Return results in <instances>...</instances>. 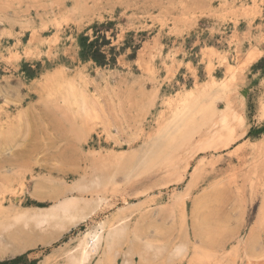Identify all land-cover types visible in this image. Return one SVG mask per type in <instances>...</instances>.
Wrapping results in <instances>:
<instances>
[{
  "label": "rangeland",
  "instance_id": "rangeland-1",
  "mask_svg": "<svg viewBox=\"0 0 264 264\" xmlns=\"http://www.w3.org/2000/svg\"><path fill=\"white\" fill-rule=\"evenodd\" d=\"M203 90L234 141L147 161L172 108ZM263 105L264 0H0V205L44 212L76 183L91 187L70 197L98 205L66 230L0 221V264H61L124 205L141 244L179 242V199L193 245L264 264Z\"/></svg>",
  "mask_w": 264,
  "mask_h": 264
},
{
  "label": "bare ground",
  "instance_id": "bare-ground-1",
  "mask_svg": "<svg viewBox=\"0 0 264 264\" xmlns=\"http://www.w3.org/2000/svg\"><path fill=\"white\" fill-rule=\"evenodd\" d=\"M222 84L224 83L222 82ZM225 84L228 85L227 81ZM213 86L214 83L211 87ZM198 91H200V89H198ZM214 92H216V90ZM213 94V96H215V93ZM213 96L210 94V91L203 90L197 94L186 95L181 99L177 105L172 108L171 115L166 124L158 131L159 133L156 140L152 144L155 148L153 149L151 146L152 148L146 151L144 158L147 159V161H154L163 151L160 148L168 149L174 145H177V148L181 150V152L183 151L182 149L185 151L193 147L195 142L197 143V139H199L198 142L203 139H208V145H211L210 148L218 145L221 146V149L229 147L231 142L234 141L233 133L230 129L226 135L223 134L221 130L219 131V122L215 120L217 111ZM226 116L227 115L224 114L222 117ZM225 119L227 121V118ZM224 122L222 124H225ZM174 149L175 148L172 150ZM156 152H158V154H156ZM179 154L181 155V153ZM164 156L162 158H164ZM174 161L175 160L170 159L165 162L171 165L175 163ZM188 166L189 165L186 167L188 168ZM145 168H143L144 171L146 170ZM143 170H141V172ZM195 173H197V171ZM96 186L95 184L93 185V187ZM90 187L91 183L89 185L76 183L58 199V202L53 207L44 212L36 213L29 210H5L0 205V221L10 220V224L8 223L3 229H8V227L18 224H22L24 228H27L31 223H34V225L40 229L51 226L54 229L66 230L81 223L93 221L98 208L96 202L87 201L85 198L70 197V194H73L74 191L85 192L88 191ZM181 203L182 200L179 199V206L175 205L172 213H175L176 207L180 208L178 219L181 241L170 243L169 245H157L151 242L141 244L136 234H134V230L132 231L129 223V216L125 215L126 209L124 205L123 208L120 207L115 212L111 219L98 223L87 236L82 237L78 241L74 248L64 251L62 254L63 262L61 264H222L221 260L217 257V253H207L201 247L192 244L186 228L185 209ZM0 224H2V222H0ZM5 248L6 247L2 249Z\"/></svg>",
  "mask_w": 264,
  "mask_h": 264
},
{
  "label": "trees",
  "instance_id": "trees-1",
  "mask_svg": "<svg viewBox=\"0 0 264 264\" xmlns=\"http://www.w3.org/2000/svg\"><path fill=\"white\" fill-rule=\"evenodd\" d=\"M98 40V39H97ZM97 40L89 42L88 38L83 39L84 52L83 55L87 58L93 59L101 66L106 64V55L101 52V48L98 45Z\"/></svg>",
  "mask_w": 264,
  "mask_h": 264
}]
</instances>
